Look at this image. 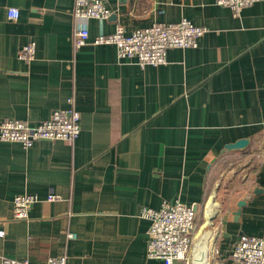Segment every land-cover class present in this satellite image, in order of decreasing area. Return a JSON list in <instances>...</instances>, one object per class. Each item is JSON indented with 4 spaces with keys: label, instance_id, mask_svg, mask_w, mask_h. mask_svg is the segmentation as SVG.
Masks as SVG:
<instances>
[{
    "label": "crops",
    "instance_id": "0c3cea01",
    "mask_svg": "<svg viewBox=\"0 0 264 264\" xmlns=\"http://www.w3.org/2000/svg\"><path fill=\"white\" fill-rule=\"evenodd\" d=\"M106 5L107 19L85 22L90 40L117 24L129 32L187 19L207 30L197 46L141 67L120 61L113 44L74 47V0H0V120L35 125L69 97L80 114L71 143L0 141V264L59 255L66 264H164L146 256L140 215L163 201L197 206L196 242L214 199L208 250L222 259L240 234L264 238V0L239 16L215 0ZM29 41L35 57L25 61L17 52ZM239 139L244 147H225ZM24 193L39 200L14 219L13 197ZM50 193L58 197L45 200Z\"/></svg>",
    "mask_w": 264,
    "mask_h": 264
},
{
    "label": "built area",
    "instance_id": "2783aa9c",
    "mask_svg": "<svg viewBox=\"0 0 264 264\" xmlns=\"http://www.w3.org/2000/svg\"><path fill=\"white\" fill-rule=\"evenodd\" d=\"M257 0H215L217 5L228 7L234 16ZM112 11L106 0H74L72 15L79 21L72 35V44L79 48L87 43L113 44L117 58L130 61L143 67L158 65L166 60L169 48L195 47L198 38L207 30L205 26L195 25L187 19L177 22H153L149 26L134 28L129 32L121 24L108 34H98L89 39L86 21L91 18L104 20ZM11 19L21 17L20 10L7 8ZM90 40V41H89ZM18 58L30 61L35 57V43L29 41L17 52ZM80 114L73 105L71 97L67 106L56 108L51 115L40 123L32 125L15 118L0 120V141L17 142L24 148L41 140H62L73 142L80 132ZM58 196L49 194L45 200L52 201ZM39 198L34 194H17L13 197L12 218L27 219L28 211ZM140 215L149 222L146 243V256L160 259L164 264L175 260L191 264L192 248L195 243L196 211L193 205L179 200L163 201L159 208L143 207ZM73 233H68L72 237ZM1 264H31L28 260L2 258ZM44 264H66V256H49ZM206 264H264V238L262 236L240 234L235 241L231 254L222 259L217 250H208Z\"/></svg>",
    "mask_w": 264,
    "mask_h": 264
},
{
    "label": "water",
    "instance_id": "95a60500",
    "mask_svg": "<svg viewBox=\"0 0 264 264\" xmlns=\"http://www.w3.org/2000/svg\"><path fill=\"white\" fill-rule=\"evenodd\" d=\"M247 143L245 139H239L235 142L227 144L225 147L227 149H238L244 147ZM250 197L249 194H245L242 199L237 202L239 207L243 206L246 200ZM194 210L197 212V206H193ZM238 212V211H237ZM211 237V230L208 229L202 233V236L194 243L192 248V260L191 264H206L208 255V243Z\"/></svg>",
    "mask_w": 264,
    "mask_h": 264
},
{
    "label": "bare ground",
    "instance_id": "6f19581e",
    "mask_svg": "<svg viewBox=\"0 0 264 264\" xmlns=\"http://www.w3.org/2000/svg\"><path fill=\"white\" fill-rule=\"evenodd\" d=\"M214 213H215V203H214L213 200H211L207 204L206 212H205V214H206L205 216H206L207 223H209V221H210L211 217L214 215Z\"/></svg>",
    "mask_w": 264,
    "mask_h": 264
},
{
    "label": "rangeland",
    "instance_id": "374dc122",
    "mask_svg": "<svg viewBox=\"0 0 264 264\" xmlns=\"http://www.w3.org/2000/svg\"><path fill=\"white\" fill-rule=\"evenodd\" d=\"M213 200H214V199H213ZM217 206H218V207H217ZM217 206H216V208H220L218 204H217ZM204 208H205V207H203V210H204ZM203 210H202V213H203ZM204 214H205V213H204ZM214 217H215V216L213 215L212 218L210 219V223L206 225L207 228L209 227V229H210ZM175 261H178V260H175ZM175 261H174V262H175Z\"/></svg>",
    "mask_w": 264,
    "mask_h": 264
}]
</instances>
